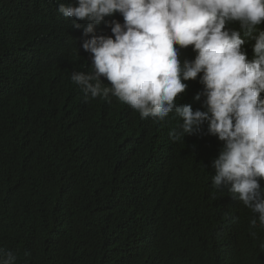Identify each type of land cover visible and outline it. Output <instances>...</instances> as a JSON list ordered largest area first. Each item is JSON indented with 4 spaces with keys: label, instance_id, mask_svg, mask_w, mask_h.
I'll list each match as a JSON object with an SVG mask.
<instances>
[{
    "label": "trees",
    "instance_id": "16d2710c",
    "mask_svg": "<svg viewBox=\"0 0 264 264\" xmlns=\"http://www.w3.org/2000/svg\"><path fill=\"white\" fill-rule=\"evenodd\" d=\"M69 2L0 0V248L16 264H264L258 214L211 182L224 142L207 124L173 140L174 112L84 99L71 73L91 70L86 22L57 11ZM185 83L177 103L201 108L199 75Z\"/></svg>",
    "mask_w": 264,
    "mask_h": 264
},
{
    "label": "clouds",
    "instance_id": "9594fccd",
    "mask_svg": "<svg viewBox=\"0 0 264 264\" xmlns=\"http://www.w3.org/2000/svg\"><path fill=\"white\" fill-rule=\"evenodd\" d=\"M57 11L75 28L86 22L81 47L91 70L71 73L84 99L114 96L158 121L174 112L182 123L169 132L173 140L207 124V134L224 142L211 162L213 186L234 194L264 224V0H70ZM116 13L122 23L106 19ZM102 22L111 35L96 34ZM189 46L196 55L182 61ZM198 75L203 88L194 98L204 99L193 110L177 98ZM16 260L0 248V264Z\"/></svg>",
    "mask_w": 264,
    "mask_h": 264
}]
</instances>
